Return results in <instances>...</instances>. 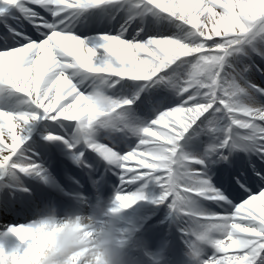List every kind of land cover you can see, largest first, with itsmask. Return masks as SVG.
Returning <instances> with one entry per match:
<instances>
[{
  "label": "snow or ice",
  "instance_id": "obj_1",
  "mask_svg": "<svg viewBox=\"0 0 264 264\" xmlns=\"http://www.w3.org/2000/svg\"><path fill=\"white\" fill-rule=\"evenodd\" d=\"M45 124L107 161L121 212L157 190L193 264H264V0H0V178L42 175ZM9 231L0 264H37Z\"/></svg>",
  "mask_w": 264,
  "mask_h": 264
},
{
  "label": "clouds",
  "instance_id": "obj_2",
  "mask_svg": "<svg viewBox=\"0 0 264 264\" xmlns=\"http://www.w3.org/2000/svg\"><path fill=\"white\" fill-rule=\"evenodd\" d=\"M120 213L111 207L98 215L77 210L60 216L46 205L31 222L43 240L37 264H134L123 247Z\"/></svg>",
  "mask_w": 264,
  "mask_h": 264
},
{
  "label": "bare ground",
  "instance_id": "obj_3",
  "mask_svg": "<svg viewBox=\"0 0 264 264\" xmlns=\"http://www.w3.org/2000/svg\"><path fill=\"white\" fill-rule=\"evenodd\" d=\"M48 127H47V124H45L44 126V131L39 133V135L36 134V131L35 129L33 130V140L32 141H29L30 144H32V148H31V152L35 153L36 156H37V151H36V145H39L40 144V141H43L44 142V136L47 134V131H48ZM58 135V134H57ZM37 162L42 166V168L44 169L43 173L41 176H44L46 177L47 179H50L52 178L51 174L49 173V171L47 170V165L43 162V161H38ZM35 174H31V176H33ZM26 179L25 177L23 176V174H8L2 178H0V188L3 190V188H8V184L9 183H16V184H21L22 182H24ZM2 193H4V191H2ZM5 197V196H4ZM3 196L0 197V211H1V208L3 206H8L10 204H12L14 202V200L16 199V197H12L10 199H7V200H4ZM29 198L27 196H24L21 198L20 200V206H25V204L27 203V201ZM145 204V201H141L140 203H138L137 205H135V207H139V206H143ZM20 206L17 207V210H16V213L17 211H19L20 209ZM122 214H124L123 212H121ZM6 220V218L3 219L2 215L0 214V225L4 223V221ZM1 238L2 235H0ZM19 246V245H18ZM16 246V247H18Z\"/></svg>",
  "mask_w": 264,
  "mask_h": 264
},
{
  "label": "rangeland",
  "instance_id": "obj_4",
  "mask_svg": "<svg viewBox=\"0 0 264 264\" xmlns=\"http://www.w3.org/2000/svg\"><path fill=\"white\" fill-rule=\"evenodd\" d=\"M9 229H10V228H8L7 231H9ZM8 237H9L8 239L11 240V238H12V234H8Z\"/></svg>",
  "mask_w": 264,
  "mask_h": 264
}]
</instances>
